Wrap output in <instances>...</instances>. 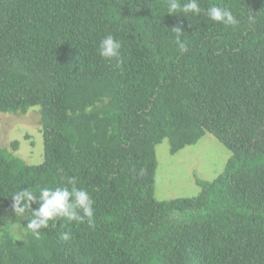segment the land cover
<instances>
[{
	"label": "trees",
	"instance_id": "obj_1",
	"mask_svg": "<svg viewBox=\"0 0 264 264\" xmlns=\"http://www.w3.org/2000/svg\"><path fill=\"white\" fill-rule=\"evenodd\" d=\"M198 3L186 17L169 0H0V112L38 106L43 138L38 164L17 140L0 149V208L74 178L95 212L94 227L60 218L38 238L3 228L0 264H264V0ZM213 5L239 24L209 19ZM110 34L119 67L98 52ZM206 132L231 152L223 171L195 178V196L156 199L155 146Z\"/></svg>",
	"mask_w": 264,
	"mask_h": 264
},
{
	"label": "rangeland",
	"instance_id": "obj_2",
	"mask_svg": "<svg viewBox=\"0 0 264 264\" xmlns=\"http://www.w3.org/2000/svg\"><path fill=\"white\" fill-rule=\"evenodd\" d=\"M39 107H30L26 113L0 112V149L10 151L11 142H19L13 151L28 164L43 159V138L39 125ZM28 136V137H27ZM230 151L212 134L205 133L196 143L175 153L169 151L164 138L155 146L157 167L154 175V197L166 200L197 195L201 187L195 178L213 180L225 167ZM25 220H18L11 207L0 208V232L5 228L16 240L28 235Z\"/></svg>",
	"mask_w": 264,
	"mask_h": 264
},
{
	"label": "clouds",
	"instance_id": "obj_3",
	"mask_svg": "<svg viewBox=\"0 0 264 264\" xmlns=\"http://www.w3.org/2000/svg\"><path fill=\"white\" fill-rule=\"evenodd\" d=\"M201 11L198 0H187L184 4H181L179 0H169L168 13H182L187 17L189 13L199 15ZM205 14L212 21L225 26L239 24V20L233 12L226 7L213 5L206 10ZM248 20L252 23L255 21V17L249 15ZM172 29L179 50L185 51L187 42L181 40L183 34L181 27L177 26ZM121 47V42L110 34L99 42L98 52L105 59L115 60L116 66L119 67L122 64ZM67 183L70 187H41L38 189V194L37 191L30 188H21L11 195V209L18 220L25 219V214L30 213L31 218L26 219V228L33 236L38 238L41 229L50 227V221H57L60 218H65L68 222L74 221L77 225L86 223L89 227L95 226L94 200L89 192L86 189L78 188L74 178H70ZM33 204H37L38 207L33 208ZM51 226L55 227V224ZM70 238V233L61 234L63 240L67 241Z\"/></svg>",
	"mask_w": 264,
	"mask_h": 264
}]
</instances>
